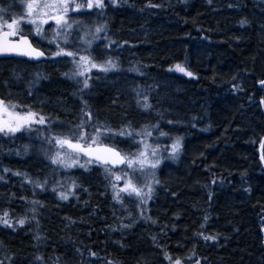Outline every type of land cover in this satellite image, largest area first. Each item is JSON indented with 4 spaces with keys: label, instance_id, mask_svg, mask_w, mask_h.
I'll use <instances>...</instances> for the list:
<instances>
[{
    "label": "trees",
    "instance_id": "obj_1",
    "mask_svg": "<svg viewBox=\"0 0 264 264\" xmlns=\"http://www.w3.org/2000/svg\"><path fill=\"white\" fill-rule=\"evenodd\" d=\"M16 1L0 0V8ZM27 2L22 1L20 12L10 10L7 19L22 14ZM98 12H70L69 17L83 25L84 16L93 14V31L99 23L107 25L106 38L102 33L95 41L102 42L107 55L97 60L111 56L119 69L93 70L88 74L91 87L81 89L85 92L76 99L63 78L73 70L70 57H61L66 70L33 67V76L63 78L67 88L59 98L57 119L67 127L53 122L47 130L38 125L40 132L0 134V175H6L0 180V215L7 211L15 226L0 224V264H172L177 259L181 264H264V146L263 162L257 155L264 138V85L259 87L264 80V0H117L115 6L105 0L103 13ZM43 28L51 38L56 25L49 21ZM108 41L115 43L108 46ZM0 62V95L5 98L10 91H3L1 84L20 77L15 66L19 61ZM177 64L193 75L176 71ZM136 90L147 95L150 109L138 106ZM139 100L142 104L144 95ZM85 105L93 125L107 124L114 131L130 127L133 134L158 126L166 132L160 137L154 130L147 138L153 146L160 144L161 163L180 139L177 185L164 182L160 163L154 170L159 183L153 185L152 198L143 206L136 199L133 220L125 193L120 194L121 203L113 199L111 185L117 183L118 190L123 179L115 182L105 167L92 163L66 180L57 174L41 179L47 180V192L12 174L37 180L43 172L33 150L36 140L46 142L54 154L55 141L49 145L46 137L69 134L82 119L88 121ZM52 112L45 115L55 117ZM141 139L117 136L115 142L137 152ZM5 168L10 171L5 173ZM16 178L24 185L21 194L13 185ZM73 181L80 186L70 187L68 200L52 191L54 186L66 191ZM16 193L22 208L4 203ZM33 200L40 201L35 212ZM120 207L127 209L128 219L120 220ZM25 217L20 226L17 221Z\"/></svg>",
    "mask_w": 264,
    "mask_h": 264
},
{
    "label": "snow or ice",
    "instance_id": "obj_2",
    "mask_svg": "<svg viewBox=\"0 0 264 264\" xmlns=\"http://www.w3.org/2000/svg\"><path fill=\"white\" fill-rule=\"evenodd\" d=\"M112 4L115 6L117 0H112ZM154 6V5H149ZM12 5L8 8H0V55L2 54H15L18 56H25L29 59L41 60L42 58L55 59L57 57H70L71 62L74 65L73 70L65 75L69 79H76L77 77H83V80L76 79L77 84L82 83V90L89 89L91 77L88 75L93 70L101 73H108L119 69V65L116 60L109 56L106 60L98 61L93 56V43L101 38V34H105L107 25L99 23L95 26L94 31L85 28L83 35L80 37L81 47L76 49H69L66 45L69 43V36L74 25L78 26L79 21L76 18L69 17L70 12L83 14L85 11L91 13L93 10H99L98 15L103 13L105 8V0H28L25 11L20 15H14L10 20L7 19L6 14L11 10ZM52 21L56 28L53 30L51 38H48L46 30L43 25ZM246 21H241L243 25ZM25 24L31 25V31L40 40L47 39L49 44L56 45V51L52 52L49 56L41 44L40 40H31L30 36L25 35ZM18 37V39H13ZM115 41H108V46L114 44ZM136 71V69H130ZM171 70V69H170ZM175 70L182 72L184 75L191 77L193 74L187 71L180 64L175 65ZM19 77H17L18 79ZM42 78V74H36V80ZM33 81L29 88L31 89ZM261 85H264V80L260 81ZM239 90V86H237ZM137 104L145 110L152 107L148 103L147 95L140 90H136ZM144 95L143 103L139 100V97ZM261 106H264V98L260 100ZM84 115L88 117V121L81 120L80 124L73 129L69 134H57L52 133L50 137H46L49 145L52 141H55L56 151L51 154V148L46 155L50 154L51 164L58 165L63 168H71L76 166L88 170V165L92 163H98L105 166V172L109 177H114L115 182H120L123 179V187L117 190V183H112L113 199L117 203L122 202L121 193H128L129 195H135L139 198L140 206L147 203L152 198L153 184H158L159 181L155 177V169L161 163L160 156V144L147 143V138L152 137L153 131H159L160 137H165L168 134L158 129V126H152V128L145 127L141 131L133 132L128 128H122L119 131H114L107 124H91L92 114L85 109L82 110ZM171 123V121H169ZM35 125L43 126L44 130L50 127L49 118L42 112L33 110L28 107L27 111H18V105L12 101H6L0 98V134L15 135L22 131H36L40 132L42 128L34 127ZM92 128L93 132L89 133L86 129ZM107 136L109 140L114 141V137L127 136L132 137L140 136L143 139L140 140L142 147L137 152H125L117 147L116 142L107 144L103 138ZM181 147L180 139L177 138L171 145V157L175 158ZM25 146V151H27ZM82 157H87L86 160H82ZM111 165L112 167H107ZM117 165H126V169H120L119 173H113L112 169ZM131 170V171H128ZM10 169L5 168L4 172H9ZM13 175L23 176L25 182L30 183L34 188H40L42 191H46L47 180L41 182L40 180H32L26 173L13 172ZM5 177L0 175V180H4ZM59 184V182H58ZM80 185L72 182L71 188H77ZM63 188V185L60 186ZM146 189V191H145ZM53 192H56L59 199L68 200L72 195V191L69 189L59 190L57 187L52 188ZM33 208L31 211L35 212V205L40 204V201H31ZM34 218V217H33ZM26 217L20 218L17 223L20 226L25 225ZM155 223V221H153ZM0 224L4 227L12 228L15 230L13 221L9 218V213L5 211L3 215H0ZM203 227V225H201ZM39 239V237H37ZM204 240H215V236H203ZM95 256L96 253H91ZM165 257L169 258L167 253ZM39 260L40 257L37 256ZM170 259V258H169ZM109 264H112L109 261ZM172 264H181V260L177 259ZM199 264V261H196Z\"/></svg>",
    "mask_w": 264,
    "mask_h": 264
},
{
    "label": "rangeland",
    "instance_id": "obj_3",
    "mask_svg": "<svg viewBox=\"0 0 264 264\" xmlns=\"http://www.w3.org/2000/svg\"><path fill=\"white\" fill-rule=\"evenodd\" d=\"M23 0H17L16 2H7V5H12L11 10H14L15 12H17V9L21 10V5ZM4 6L5 7H9V6ZM20 12V11H19ZM95 21V17L93 14H89L84 16V19H82V23L83 25H78L73 27V29L71 30V35L69 36V43L67 45H69L70 49H76L81 47V40L80 37L83 35V31L85 28H92L93 23ZM25 28V33L24 34H30L32 35L34 32L31 31V28L28 26H23ZM52 28V27H51ZM52 30V29H51ZM46 32L49 36V30L46 29ZM51 32V31H50ZM17 38V37H16ZM32 39L33 40H40L39 37L32 35ZM101 43L100 42L98 45L96 44V42L93 43V56H95L97 59H105L107 53L105 52L104 49L101 48ZM40 44L42 46V48L46 49V51L48 52L49 56L51 55L52 52H54L53 50V45L49 44L47 39L45 40H40ZM3 61V60H2ZM65 58H58V59H51L48 58L47 62L41 63L37 66H31V68L27 65V63L23 62V61H19L17 62L16 66V70L18 72V76H20L18 79L15 77H10L8 84H1L4 87L2 88V90H8L10 91V93L5 94V99L6 101H12L13 103H16L18 105V111L24 112L27 111L28 107L33 108V110L39 111L40 109H47V111L52 112L53 109H55L56 111V115L55 117L53 115H49L47 116L49 118L50 121V128H52V123L56 122L58 123V125L60 127L66 128L67 125L64 124L62 121L58 122L57 117L59 116V112L60 109V104H59V98L61 96V94L63 93V89L67 88L65 84H62L63 78H65L69 84V90L72 91V93H74L75 95L73 96L74 98L78 99V97H81L85 91H81L82 89V83L81 84H77L76 83V79H80V78H76V79H69L68 77H43L39 80H36V76H33L32 74L35 73V70L33 69V67H41L43 66H47L50 67L52 65L58 66V70L62 67H64V69L66 70L65 67L68 66V64H65ZM4 63L0 62V66H2ZM73 67V66H72ZM46 78V79H44ZM98 78V77H96ZM95 80V78H93ZM81 81L83 79H80ZM91 80V79H90ZM35 81L34 84H32L31 89L29 88V85ZM58 82V84H57ZM61 87V88H60ZM75 87H77L76 90ZM57 91V92H56ZM82 94V95H81ZM72 96V95H71ZM46 107V108H43ZM53 113V112H52ZM50 117H52V119H50ZM62 119H66L64 113H63V118ZM34 127H38V125H35ZM24 132H28V131H24ZM38 139V137H34L32 139L29 140V142L31 140H35ZM103 140L107 143V144H112L115 140L116 137H114V141L113 140H109L107 138V136H105L103 138ZM23 142H26V140H23ZM46 142L42 141L41 139L36 140V144H35V148H33V150H35V154H36V159L38 161H40L39 167L43 174L41 176H38L37 179L39 178V180L47 178V177H53L54 174H57L58 176L62 177L63 179H68V178H72L74 171L75 172H79V171H83L85 172L86 170L84 168L79 167V165L77 164L76 166H73L71 168H63L60 167L58 165H53L51 164V159H50V154L46 155V153L48 152V148L46 149ZM119 147V146H118ZM121 150L125 151V152H132L135 153L134 150L131 149H126L123 147H119ZM85 160V159H82ZM39 163V162H38ZM162 165V170L163 173L161 174L162 179L164 180V182L168 185H172V186H176L179 180V171L182 169V165L179 164V159L177 158V156H175V158H172L171 155L168 156H164L163 157V161L161 163ZM126 166V165H125ZM131 171V170H129ZM158 172V170H157ZM2 175V174H1ZM4 177H6V175H2ZM35 179V177L33 178V180ZM19 178H16L14 181V186L16 187V191L18 193H20V191H22L21 188H23L24 185H21L19 183ZM154 185V184H153ZM71 187V184H68V186L66 187V191L69 190ZM9 190V189H8ZM47 192V191H46ZM56 193V192H55ZM123 199L124 201H126V204H129L131 206H128V212L133 213V219H135V206H133L134 204L136 205V199L137 197L133 194V195H129L128 193H125V195H123ZM19 201V196L16 193V196H14V198L9 197L8 201H4V203L6 204H10V203H14L15 207L16 205L19 208H22L21 205L22 203H18ZM21 204V205H20ZM17 208V207H16ZM124 208L125 210L121 209ZM18 209V208H17ZM118 211L121 213L120 215V220H126L129 218L128 214H127V209L125 207H120L118 208Z\"/></svg>",
    "mask_w": 264,
    "mask_h": 264
},
{
    "label": "water",
    "instance_id": "obj_4",
    "mask_svg": "<svg viewBox=\"0 0 264 264\" xmlns=\"http://www.w3.org/2000/svg\"><path fill=\"white\" fill-rule=\"evenodd\" d=\"M3 58H18V59H23V60H26V61H29L31 63H37V62H40L42 60H44V58H42L41 60H34V59H29L28 57H25V56H18V55H15V54H2L0 55V59H3ZM259 86L261 87V83H259ZM1 98V97H0ZM264 144V138H262L261 140V143H260V147H259V152L262 150V146ZM87 159V157H85ZM260 160L263 162V156L262 154L259 156ZM98 164V163H97ZM101 165V164H99ZM104 166V165H103ZM124 165H117L115 168L113 169H119V168H122ZM263 166H264V163H263ZM108 167H112L111 165H108Z\"/></svg>",
    "mask_w": 264,
    "mask_h": 264
},
{
    "label": "bare ground",
    "instance_id": "obj_5",
    "mask_svg": "<svg viewBox=\"0 0 264 264\" xmlns=\"http://www.w3.org/2000/svg\"><path fill=\"white\" fill-rule=\"evenodd\" d=\"M260 83V82H259ZM260 87V86H259ZM261 87H262V85H261ZM262 140V139H261ZM260 143H261V141H260ZM263 146H264V144H263ZM263 146H262V150L259 152V147H260V144L258 145V148H257V155H258V157L262 154L263 155ZM264 167V166H263ZM20 194H21V191H20Z\"/></svg>",
    "mask_w": 264,
    "mask_h": 264
}]
</instances>
